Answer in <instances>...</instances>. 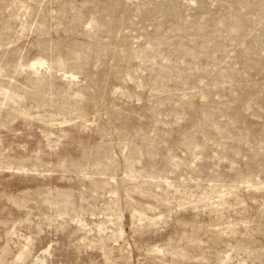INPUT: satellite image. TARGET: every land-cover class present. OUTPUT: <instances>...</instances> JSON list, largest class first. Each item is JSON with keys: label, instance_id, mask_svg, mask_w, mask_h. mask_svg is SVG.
<instances>
[{"label": "rangeland", "instance_id": "rangeland-1", "mask_svg": "<svg viewBox=\"0 0 264 264\" xmlns=\"http://www.w3.org/2000/svg\"><path fill=\"white\" fill-rule=\"evenodd\" d=\"M0 264H264V0H0Z\"/></svg>", "mask_w": 264, "mask_h": 264}]
</instances>
